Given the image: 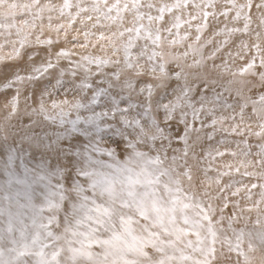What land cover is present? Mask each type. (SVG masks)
<instances>
[{"label":"rangeland","instance_id":"374dc122","mask_svg":"<svg viewBox=\"0 0 264 264\" xmlns=\"http://www.w3.org/2000/svg\"><path fill=\"white\" fill-rule=\"evenodd\" d=\"M0 264H264V0H0Z\"/></svg>","mask_w":264,"mask_h":264},{"label":"bare ground","instance_id":"6f19581e","mask_svg":"<svg viewBox=\"0 0 264 264\" xmlns=\"http://www.w3.org/2000/svg\"><path fill=\"white\" fill-rule=\"evenodd\" d=\"M4 147V149L6 150V152H9V153H13L14 152V144H8V143H3L1 145V148ZM4 182L7 183L9 185V189L10 190H15V191H22L26 186H27V182L23 179V175L21 172L19 171H16V170H11L9 172V175L5 178H3ZM47 178L45 179H41L40 182L41 183H46L47 182ZM118 190L117 189H113V192H117ZM48 193H44L43 195H47ZM43 195H39L37 196V198L39 199H42L43 198ZM139 198V202L138 203H145L143 200H142V196H138ZM21 200L24 202H28L29 201V198H22L21 197ZM32 202L35 203V200L32 199ZM148 207V211L146 210V208ZM144 211L146 212L147 215L151 216L153 210L150 209V207L145 203V208H144ZM162 221L163 222H166L165 221V217L163 216L162 217ZM108 241V240H106ZM127 241L129 243V245L132 247L133 249V252L136 251V249L134 248L136 245H137V242L135 241L134 242V245L132 246V243L130 241V239L127 238ZM163 249L160 248V251H162ZM117 251H120V250H117ZM164 251V250H163Z\"/></svg>","mask_w":264,"mask_h":264}]
</instances>
